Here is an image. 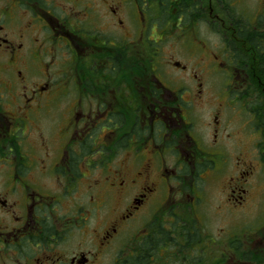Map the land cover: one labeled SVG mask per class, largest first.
I'll return each mask as SVG.
<instances>
[{
  "label": "flooded vegetation",
  "instance_id": "1",
  "mask_svg": "<svg viewBox=\"0 0 264 264\" xmlns=\"http://www.w3.org/2000/svg\"><path fill=\"white\" fill-rule=\"evenodd\" d=\"M237 12L0 0V264H264V233L204 236L198 214L209 181L238 210L264 175V29ZM206 20L224 58L189 47ZM173 42L190 68L164 63Z\"/></svg>",
  "mask_w": 264,
  "mask_h": 264
},
{
  "label": "rangeland",
  "instance_id": "2",
  "mask_svg": "<svg viewBox=\"0 0 264 264\" xmlns=\"http://www.w3.org/2000/svg\"><path fill=\"white\" fill-rule=\"evenodd\" d=\"M231 1L234 8L238 11L237 13L245 18V22L250 27L254 28L259 26L264 29L263 0L246 1L247 3L243 4V6L246 8L247 13L244 15L242 14L244 13V11H242L244 9L238 6V0ZM259 10L261 11V14H257ZM233 14L238 16L236 13ZM217 22L215 25H213L211 24V20L209 22L206 20L205 22L198 24V26L196 24V36L193 34V31H189L191 36L190 39L188 38L189 32L186 34L189 47L193 45L196 38V46L200 43L201 45L205 44L206 47H208V50L217 54L220 58H224L223 55H225L226 48H228L225 42L229 37H232V35L229 32L224 33L223 35L221 34L222 36L216 35V32L209 27L213 25L215 29H218L220 32H222L223 27H221L220 22H223V20ZM163 44L169 45L170 43ZM173 44L174 45L172 47L167 46L163 50L164 53H162L161 58H164V63L166 64L167 60L170 59L174 61L181 60L182 63L187 64V66L190 68V66H192L195 61V57L193 58L195 49L193 48V50L190 52V56H187L185 55L186 51L181 49L179 44H176V42H173ZM240 45L241 44H234V46ZM207 61L208 60L205 62ZM206 83L211 85L212 89L223 84L221 80L215 82L211 81L209 76L206 77ZM54 124L56 126L60 124L61 126L63 121H54ZM41 125H43L44 127L42 128L46 130L50 126V123H42ZM51 148L55 149L56 145L52 143ZM45 181L51 184V180L47 179ZM203 195L204 201L199 206L198 212L201 218V235H210L211 237L220 239L223 238L224 235L232 234V236L236 238L240 237L242 239H252L254 236L264 233V226H262L264 223V175L260 176L259 180L256 182L255 191L252 192V200L242 209L230 210L224 205V201L222 200V196L220 194L219 182L213 183L212 180L209 181L208 185L204 186ZM69 203L70 200L65 198L62 204H60L59 208L62 210V212L68 207Z\"/></svg>",
  "mask_w": 264,
  "mask_h": 264
},
{
  "label": "trees",
  "instance_id": "3",
  "mask_svg": "<svg viewBox=\"0 0 264 264\" xmlns=\"http://www.w3.org/2000/svg\"><path fill=\"white\" fill-rule=\"evenodd\" d=\"M198 21H200V20H196V22H198ZM224 22H225V21L223 20V22H220V24H221V23L223 24ZM236 24H237V23H236ZM236 24H235V25H236Z\"/></svg>",
  "mask_w": 264,
  "mask_h": 264
}]
</instances>
